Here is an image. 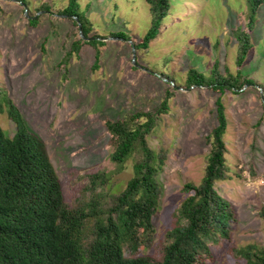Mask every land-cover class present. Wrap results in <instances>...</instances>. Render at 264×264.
Masks as SVG:
<instances>
[{
  "label": "rangeland",
  "instance_id": "obj_1",
  "mask_svg": "<svg viewBox=\"0 0 264 264\" xmlns=\"http://www.w3.org/2000/svg\"><path fill=\"white\" fill-rule=\"evenodd\" d=\"M68 1L0 0V85L45 143L65 203L74 208L88 176L98 172H113V194L125 189L137 158L117 170L105 123L152 111L171 89L175 97L169 112L147 137L152 149L167 151L158 177L162 194L153 219L154 242L142 252L160 259L186 196L183 186L198 185L205 175L210 153L206 139L217 125L220 93L206 86L188 88L189 71L219 78L216 82L229 76L248 80L237 93L227 90L222 97L230 179L215 187L232 204L236 218L229 240L209 244L207 261L243 264L240 249L264 246V5L251 26L248 0H172L155 41L136 50L135 43L152 27L146 0H81L80 11L93 26L91 35L105 42L101 64L94 69V46L67 56L80 38L78 27L60 15ZM46 8L51 13L39 12ZM37 16L38 25L31 24ZM117 33L123 38L114 39ZM241 33L250 45L242 66ZM66 59L67 70L60 66ZM0 126L9 137L15 135L16 126L6 115H0Z\"/></svg>",
  "mask_w": 264,
  "mask_h": 264
},
{
  "label": "trees",
  "instance_id": "obj_2",
  "mask_svg": "<svg viewBox=\"0 0 264 264\" xmlns=\"http://www.w3.org/2000/svg\"><path fill=\"white\" fill-rule=\"evenodd\" d=\"M80 1L69 0L60 15L78 27L76 17L85 38L91 41L80 37L72 43L67 56H79L84 46H94L96 69L101 64L100 48L105 42L91 35L93 26L81 13ZM171 1L146 0L152 27L135 43L136 50L148 49L155 41ZM248 1L252 26L264 0ZM42 11L51 13L48 8L39 12ZM40 18L30 23L38 25ZM112 36L123 38L122 33ZM238 38L243 43L238 59L242 66L250 45L244 33ZM68 59L60 63L66 70ZM238 78L229 76L216 82L219 78L211 80L195 69L189 71L188 88L206 86L220 93L216 101L217 125L206 139L210 153L205 175L200 184L183 186L186 196L175 213V226L167 232L160 259L143 256L142 252L154 242L153 219L162 194L158 177L167 151L152 149L147 137L155 130L158 118L169 112L174 92L168 90L152 111H137L123 119L106 121L113 147L110 160L121 171L130 158L136 157L133 176L123 191L113 194V172L89 175L88 184L71 209L65 203L45 143L30 128L9 91L0 85V115H6L16 126L13 137L0 126V264H208L209 244L229 240L236 218L232 204L215 186L230 179L225 142L228 121L222 97L227 90L237 93L249 84ZM260 218L264 221V205ZM237 254L243 264H264V246L250 245Z\"/></svg>",
  "mask_w": 264,
  "mask_h": 264
},
{
  "label": "water",
  "instance_id": "obj_3",
  "mask_svg": "<svg viewBox=\"0 0 264 264\" xmlns=\"http://www.w3.org/2000/svg\"><path fill=\"white\" fill-rule=\"evenodd\" d=\"M19 3H21L20 1H18ZM26 12H27V9H26ZM62 17H65V16H62ZM74 19L77 21V23H78V27H79V35H80V37L82 38V39H84L85 41H91V39H89V38H85V36H84V34H83V30H82V25H81V23L79 22V20L76 18V17H74ZM114 39H117V38H114ZM134 51H135V49H134ZM134 59H135V55H134Z\"/></svg>",
  "mask_w": 264,
  "mask_h": 264
}]
</instances>
